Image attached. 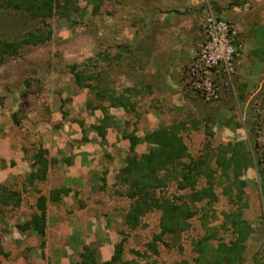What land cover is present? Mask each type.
<instances>
[{
	"label": "rangeland",
	"instance_id": "rangeland-1",
	"mask_svg": "<svg viewBox=\"0 0 264 264\" xmlns=\"http://www.w3.org/2000/svg\"><path fill=\"white\" fill-rule=\"evenodd\" d=\"M96 1L77 0L80 7L77 14L68 18L52 16L45 22H29L24 12L0 6V41H18L34 30L50 34L45 43L25 44L14 55L5 56L0 64V182L22 189L28 183L26 177L37 168L32 163L39 149L47 150L48 157L57 159L49 167L45 181L27 185L20 206L0 207L1 244L8 254L2 255L0 264H74L81 237H86L97 249L99 262L110 257L113 244L122 237L126 239L124 257L130 250H142L144 243L160 231V212L146 214L143 227L129 230L125 226L124 214L131 199L125 196L127 186L121 184L118 176L130 154L127 136L139 138L136 153L131 155L148 152L152 145L144 140L145 133L169 124L170 120L177 122L176 119L184 123L182 135L194 156L200 155L206 143L245 140L251 146L253 164L244 176L248 204L240 211L251 228L244 264H252L257 250L264 260V53L258 51L261 42L251 35L252 28L258 26L264 32V0L162 1L176 7H173L176 12L171 13L179 15L185 13L186 2H190L192 17L200 23V27L194 28L195 35L199 28L202 30L208 6L234 25L242 49L235 74L236 89L222 88L221 96L225 92L229 96L226 101L221 96L204 101L191 85H185L187 93L175 86L169 93L165 90L166 83L161 81V85L159 67L166 65L159 62L158 54L152 62L151 53L145 48L151 44L148 42L151 35L146 33L153 26L147 25L149 18L135 15L138 6L144 9L141 14H147L148 4L153 0H108L105 8L108 12L104 9L94 15ZM157 19L168 20L166 15ZM200 44H193L196 45L193 57ZM118 45L124 58L128 54L138 57L134 67L130 68L131 62L126 59L116 63L111 55L108 64L107 53L111 52V46ZM193 57L183 65L186 71L182 76L186 80ZM78 71L89 75L81 82L96 87H80L76 82ZM142 75H153L158 90L144 93L145 97L134 103V111L112 106L109 98L101 100L97 96L102 88L121 90ZM239 88L243 90L239 92ZM100 103L106 110L95 107ZM166 105L175 108H169L170 111ZM104 116L109 125L101 134L97 123ZM102 182L105 190L101 192ZM59 186H68L72 191L59 202L48 201L50 230L46 245L41 247L32 230H22L18 225L37 210L40 193L47 195L51 188ZM215 189L218 200L210 209L208 221L192 218L186 231L164 235L159 242V263L172 262V257L180 252V245L185 253L182 258H189L192 238L213 231L226 241L233 237L229 229H221V223L225 219L222 213L236 209V204L221 188ZM81 200L84 207H78ZM206 223L216 230L206 227Z\"/></svg>",
	"mask_w": 264,
	"mask_h": 264
},
{
	"label": "trees",
	"instance_id": "trees-1",
	"mask_svg": "<svg viewBox=\"0 0 264 264\" xmlns=\"http://www.w3.org/2000/svg\"><path fill=\"white\" fill-rule=\"evenodd\" d=\"M107 3L108 0H97L93 6L92 14L101 13L107 7ZM0 6L24 12L29 22L39 20L45 22V19L52 16L68 18L72 13L77 14L80 10L77 0H2ZM105 11L108 12L107 9ZM260 27L262 26L252 28L251 35L255 40L261 42L262 46L258 51L264 53V32L259 30ZM49 35L40 30H34L18 41H0V64L5 56L14 55L25 44L40 45L45 43L50 37ZM122 46L125 45L122 44ZM120 47V45L111 46V52L107 53L108 57L105 56L109 61L108 64H110L109 55H111L110 57L116 63L129 60L131 62L129 67H134L139 61L138 57L128 54L124 58L118 51ZM143 49L141 46L142 51ZM187 75L186 85H190V76L188 73ZM152 76L142 75L135 80V83L123 87L121 90L116 87L102 88L97 91V96L101 100L109 98L112 106L119 105L126 110L134 111L136 110L134 103L141 97H145L144 93L148 91L153 94V90H158L155 77ZM76 77V82L80 87L85 86L92 89L96 87L81 82V79L89 77V75L84 76L82 71H78ZM233 86H236L235 74ZM225 88L232 90L230 86H225ZM242 90L243 88H239V92ZM95 107L103 111L106 110V106L101 103ZM169 108L175 107H167L168 110H170ZM257 118L259 119V117ZM176 121L170 120L169 124L145 133L144 140L152 145V148L145 153L131 155V153H136L134 148L139 142V138L133 134L128 135L130 154L125 158V164L120 168L118 176L121 184L127 186L125 196L131 199L124 214L125 226L129 230H134L139 226L143 227L146 225L143 222V217L158 210L160 212V231L144 243L142 250H130L127 257H124L126 239L122 237L113 244L110 257L102 262L97 259V249L88 243L86 237H81L74 264H244L246 262V240L251 228L247 225L246 220L241 218L240 211L243 206L248 204L246 191L248 185L244 176L253 164L251 146L245 140L218 142L215 145L206 143L200 155L194 156L182 135L184 123L179 122L178 119ZM108 125V119L104 116L98 121L97 129L103 134L104 128ZM55 161H57L56 158L48 157L47 150L39 149L32 163L37 168L26 177L28 183L22 189L19 190V188L0 182L1 209L20 206L22 194L28 189L27 185L33 186L35 182L45 181L49 167L54 165ZM216 187L221 188L229 200L236 204V209L222 213L225 219L221 223V229H229L233 237L226 241L213 231L210 234L192 238L189 258H182L185 253H183V245H180V252L172 257V262L165 260L159 263V242L162 241L164 235L180 234L186 231L190 226L189 220L192 218L202 217L204 222L208 221L209 216L212 215L210 209L218 200ZM99 189L101 192L105 190L103 182ZM70 191L72 189L68 186H59L51 188L47 195L39 192L36 199L37 210L33 211L30 218L18 225L22 230H32L40 240L41 247L46 245L48 230H50L49 216L47 215L48 201L59 202L62 196L68 195L67 193ZM79 202L78 207L85 206L83 200ZM206 227L216 230L215 226H210L208 223H206ZM1 243L0 236V258L4 254L7 257L8 254L4 251ZM252 258L254 260L252 264L264 263L263 255L259 250L253 254Z\"/></svg>",
	"mask_w": 264,
	"mask_h": 264
},
{
	"label": "crops",
	"instance_id": "crops-1",
	"mask_svg": "<svg viewBox=\"0 0 264 264\" xmlns=\"http://www.w3.org/2000/svg\"><path fill=\"white\" fill-rule=\"evenodd\" d=\"M162 1L164 0H153L151 2L147 1V3L150 2L148 4L147 14H141V11H144V9H141L140 6L137 5L138 9L137 14L135 15L149 18V20H147V25L153 26L150 33H146L148 36L151 35L148 40V42L151 41V44H147L146 50L151 53L152 62H154L155 59L154 55L158 54L160 57L159 62H161L162 65H166L159 67V74H162V78L159 82L161 85L162 82L166 83L165 90L169 93H171V89L175 87L178 88L180 92L185 91L187 93L185 90L187 80L186 77L182 76V72L186 71L185 66L193 57V49L196 47L197 43L196 45L193 44L195 42H203L206 37L200 28L198 29V33L195 35L194 28L196 26L200 27V23L196 22L192 17L193 9L190 2H186L187 6L183 9L185 13H180L179 15L171 13L176 12V9H174L176 7H170L171 5H166L162 3ZM161 15H166L168 20L157 19V16L160 17ZM237 61L238 62L235 64V73H237L236 70L239 69L237 66L240 61L239 59ZM188 95L189 93L187 94V97ZM174 96L175 95L171 96L172 100ZM221 97L222 101H226V99L229 98L226 92L223 93Z\"/></svg>",
	"mask_w": 264,
	"mask_h": 264
},
{
	"label": "built area",
	"instance_id": "built-area-1",
	"mask_svg": "<svg viewBox=\"0 0 264 264\" xmlns=\"http://www.w3.org/2000/svg\"><path fill=\"white\" fill-rule=\"evenodd\" d=\"M201 42L188 67L190 85L204 101H214L221 96L223 86L233 87L235 64L242 49L238 32L226 18L208 6Z\"/></svg>",
	"mask_w": 264,
	"mask_h": 264
},
{
	"label": "clouds",
	"instance_id": "clouds-1",
	"mask_svg": "<svg viewBox=\"0 0 264 264\" xmlns=\"http://www.w3.org/2000/svg\"><path fill=\"white\" fill-rule=\"evenodd\" d=\"M236 74V73H235Z\"/></svg>",
	"mask_w": 264,
	"mask_h": 264
}]
</instances>
